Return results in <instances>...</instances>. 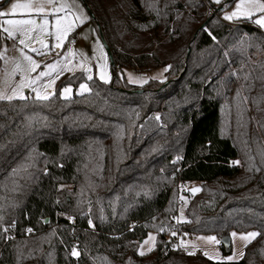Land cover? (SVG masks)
<instances>
[{
  "label": "trees",
  "instance_id": "16d2710c",
  "mask_svg": "<svg viewBox=\"0 0 264 264\" xmlns=\"http://www.w3.org/2000/svg\"><path fill=\"white\" fill-rule=\"evenodd\" d=\"M81 1L112 81L64 73L48 100H0V264H264V33L204 0ZM129 67L168 70L136 86L117 76ZM175 180L202 185L173 236ZM248 230L259 235L237 261L176 246Z\"/></svg>",
  "mask_w": 264,
  "mask_h": 264
},
{
  "label": "snow or ice",
  "instance_id": "6c2138e0",
  "mask_svg": "<svg viewBox=\"0 0 264 264\" xmlns=\"http://www.w3.org/2000/svg\"><path fill=\"white\" fill-rule=\"evenodd\" d=\"M212 2L216 4H220L221 0H212ZM68 4L63 2V0H16V2L10 5V8L7 11H0V18L2 17H13L7 19H0V35L4 33L7 34L6 38L10 40H16L18 36L19 45L22 46L18 49L19 57L11 58L12 68L11 71H8L5 68V85L11 89V94H7L6 91L0 90V100H8L12 101L13 99L25 100L27 96L25 95V89L31 90L35 94L36 100H48L53 93L49 91L55 83V80L52 79L53 73L59 74L63 70L71 71L72 69L69 67L71 64V60L69 57L73 56L74 53L69 50V52L65 55L63 60H57L54 63H50L45 65L43 71H40L38 75H31L35 73L37 69L40 67L39 62L35 60L25 49H28L31 52H35L40 54L41 49H49V44L47 43L45 37L51 36L54 38L55 43L52 45L53 48L59 49L64 45V41L67 39L68 35L73 31L76 27L77 22L83 23L87 16L83 15V12L80 14H70L66 9H68ZM58 13H63V15H57ZM254 13H259V18L255 20V23L259 25L261 28H264V0H236L235 8L231 12H226L224 14L223 19L227 21H231L234 18H251ZM33 14H36L40 17V21L37 22V19ZM49 14H52L54 17V22L51 25V30L49 28ZM17 15L24 18H14ZM39 44V47H34L33 45ZM99 47V55L95 57L97 60L96 67L99 70V79L105 83H107L110 79V76L107 71V58L103 51V45H100L97 41ZM13 48H16V45H13ZM7 49L0 52V59L4 60L5 64L9 63V59H7L4 55ZM88 58H84L82 60L80 67L87 73L91 72V69L86 66ZM170 67V66H169ZM168 69L165 68V71ZM19 73V81L13 80ZM44 77H48V81L45 84H41V79ZM88 80L93 79L92 75L89 74L87 76ZM129 83H135L139 85H143L147 83L146 79L143 78H133L131 74L128 77ZM80 89L82 92H89L90 89L86 84H81ZM71 93V89L65 87L63 89L62 95L67 96ZM239 95V93H238ZM156 119H159L157 116ZM233 163H238V161H234ZM200 191L199 188H192L191 192L196 193ZM183 200L184 197H181ZM69 220H72V217H68ZM178 221L184 220L183 210H181L180 217H177ZM90 226L92 225V220L88 221ZM164 229L161 228V231ZM29 232L32 229H28ZM172 235L175 236L176 233L172 232ZM232 237H236L237 233H231ZM259 235L258 232H248L246 234H241L240 239L245 242V244L251 242L254 238ZM200 239H205L209 242H214L219 244L220 241L216 239L214 236L209 237H201ZM155 238L149 236L148 240L144 241V244H148L150 241L154 243ZM184 245V241H181V246ZM195 248V245H192ZM143 255V251L139 253ZM71 255L74 257L79 256V252L75 246L71 249ZM209 259H223L227 261L237 260L240 257L244 256L243 251L239 253V257L235 252L232 255L227 257H219L218 254L216 256L211 255L208 252L204 253Z\"/></svg>",
  "mask_w": 264,
  "mask_h": 264
},
{
  "label": "rangeland",
  "instance_id": "374dc122",
  "mask_svg": "<svg viewBox=\"0 0 264 264\" xmlns=\"http://www.w3.org/2000/svg\"><path fill=\"white\" fill-rule=\"evenodd\" d=\"M204 1H205V5L207 6L206 7L207 8V15H210L211 13H213L214 8L208 7L207 1L206 0H204ZM227 1L228 0H221V2L223 3V9L221 11V18L222 19H223L224 14L226 12H231L235 8L236 0H229V3L225 4V2H227ZM14 2H16V0H0V11H7L10 8V5ZM63 2L68 4L69 7H68V9H66V11H68L70 14L75 15V14H80L81 12H83V15L87 16V19L83 23L77 22L76 27L68 35L67 39L64 41V45L59 49H55L52 47V45L55 43V40L51 36L45 37L47 43L49 44V49H41L40 54L35 53V52H31L28 49H25V51L28 52V54L31 55L35 60H37L39 62V65H40V67L37 69V71L35 73H32L31 75H33V76L38 75L40 71L44 70L45 65H47V64L54 63L58 59L63 60L65 55L69 52V50H71V52L74 53L73 56L69 57V59L71 60V64L69 65V67L72 70L71 71L63 70L59 74L53 73L51 78L55 80V83H54L53 87L51 89H49V91L54 93V91L56 90L57 81L60 79V77L64 73L83 72L86 75V77L89 74H91L92 77H96L99 79V70L96 67L97 60L95 59V57H97L99 55V47L97 44V41H98L100 45H103V51H104V54L107 58V71H108V74L110 76V79L107 83L111 82L113 74H112L110 59H109L107 50H106L102 40L100 39L99 33H98L95 25L93 24L91 17L89 15V12L87 11L85 5L83 4V2L81 0H63ZM208 2L212 3L213 6L218 5L214 2H212V0H208ZM33 15L37 19V22H39L40 17L36 14H33ZM57 15H63V13H58ZM259 15H260L259 13H254L251 18L241 17V18H234L231 21H227V20H225V21L233 22V23L235 21V23H236V21H239L242 19H247L250 22H253V24L255 26H257L264 33V28H261L259 25H257L255 23V20L259 18ZM7 18H13V17H7L6 16V17H2L0 19H7ZM14 18H24V17L17 15ZM48 18L50 21L49 28L51 30V25L54 22V17L52 14H49ZM75 33L78 36L77 37L78 40H77L76 44L72 45V44L68 43V38L73 36ZM6 36H7L6 33H4L3 35H0V52L4 51V49H7V51L4 52V55L7 59H9V63L7 65L5 64L4 60L0 59V90H4V91H6L7 94H11V89L9 87H7L4 83V81L6 79L4 70H5V68H7L8 71H11V68H12L11 58H18L19 57L20 54H19L18 49L22 46L19 45L18 36H17L16 40L7 39ZM14 44L16 45V48H13ZM33 46L39 47V44L37 43ZM84 58H88L87 62H86V66L91 69L90 73L85 72L83 70V68L80 67V64H81L82 60H84ZM129 74H131V76L133 78L146 79L147 82L150 79L164 80V78H165V67H159V68L144 70V71L136 70V69L130 68V67L117 70V76L121 79L122 78L125 79L127 82H128ZM19 78H20L19 73H17V75L15 77H13V80L18 82ZM48 79H49L48 77H44L41 79L40 83L45 84V83H47ZM82 83L87 85V83L85 81ZM82 83H80L76 88H74L70 85L61 86L59 89L60 96L70 97L73 94L82 93V90L80 89V85ZM130 84H133L136 86H141V85L135 84V83H130ZM65 87H68L71 89V93L68 94L67 96L62 95L63 89ZM24 91H25V95L27 96V98H29V97L35 98V94L31 90L25 89ZM157 116L159 117L158 114L156 115V117ZM201 185L202 184L200 182H188V183H186V185L183 189V190H185V192H180V196L178 199V202H179L178 211L179 212H177V213L179 214V217H180L181 210H183L184 220L186 219L185 214H184V208L186 206L188 199L191 196H193L199 192L198 191L196 193H192L191 189L194 187L201 189ZM181 197H184V199L182 200ZM253 231L256 232V230H248V231H242V232L231 231L228 235L229 240H230V247L227 251L221 246V242L219 244H217L214 242H209L205 239H200L201 237H209V236L216 237L215 235H212V234H190L189 239L186 238V235H181L179 237V240H178L176 246L179 249H181V251L183 253H190V254L200 253V254L204 255L205 252H208L213 256H216L218 254L219 257L223 258V257H227L229 255H232L233 252H235L237 254V256L239 257V253L241 251H243V253H244L245 246L248 244V243L245 244V242L240 239V235L246 234L248 232H253ZM233 232L237 233L236 237H232L231 233H233ZM149 236H152L155 238L154 243L150 241L148 244H144V241L148 240ZM216 239L220 241V238L216 237ZM156 241H157L156 233L154 231H148L146 236L144 237V239H142L138 244V252L140 253L141 251H143V253L146 254V253L152 251L155 247ZM181 241H184L183 246H181ZM192 245H195V248H193ZM205 257H207V256H205ZM240 258H242V257H240ZM239 259H237V260H239ZM210 260L225 261V262L227 261V260H223V259H210ZM237 260H233V261H237Z\"/></svg>",
  "mask_w": 264,
  "mask_h": 264
},
{
  "label": "built area",
  "instance_id": "2783aa9c",
  "mask_svg": "<svg viewBox=\"0 0 264 264\" xmlns=\"http://www.w3.org/2000/svg\"><path fill=\"white\" fill-rule=\"evenodd\" d=\"M208 5V7H212L210 4H207ZM213 8V7H212ZM212 14V13H211ZM78 36H77V34L75 33L73 36H71V37H69L68 38V43H70V44H72V45H74V44H76V42H77V40H78V38H77ZM170 178H173V179H175V175L174 174H172L171 176H170ZM175 183H176V187H177V189H178V191L179 192H185V190H183L184 189V187H185V185H186V182H184V181H181V180H175ZM164 190L166 189V187H164L163 188ZM179 212V211H178ZM177 217H179V214L178 213H175V214H173L171 217H170V222H171V228H170V231H171V233L172 232H175L176 234L178 233V231L181 229V227L183 226V224H184V221L185 220H182V221H178L177 220ZM184 235H186V238L187 239H189L190 238V234H184ZM11 236H13V232H10L9 234H7V237H11ZM179 240V239H178ZM182 251H181V249H179L178 248V253H181Z\"/></svg>",
  "mask_w": 264,
  "mask_h": 264
},
{
  "label": "water",
  "instance_id": "95a60500",
  "mask_svg": "<svg viewBox=\"0 0 264 264\" xmlns=\"http://www.w3.org/2000/svg\"><path fill=\"white\" fill-rule=\"evenodd\" d=\"M228 2V1H227ZM211 5V3H210ZM212 6V5H211ZM214 8V11L212 14H214L217 10H222L223 9V5L221 6H218V7H215V6H212ZM204 24L201 25V27H203ZM106 50H107V53H108V56H109V59H110V64L111 66L113 65V60H112V57H111V54H110V50L109 48L106 46V44H104ZM138 92H140V90H138ZM48 221V217H45L44 218V222H47ZM220 242H221V246L227 251L230 247V240H229V237L228 235H225V236H222L220 238Z\"/></svg>",
  "mask_w": 264,
  "mask_h": 264
}]
</instances>
